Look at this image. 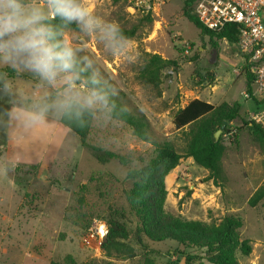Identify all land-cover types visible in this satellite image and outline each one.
Here are the masks:
<instances>
[{
	"label": "rangeland",
	"instance_id": "374dc122",
	"mask_svg": "<svg viewBox=\"0 0 264 264\" xmlns=\"http://www.w3.org/2000/svg\"><path fill=\"white\" fill-rule=\"evenodd\" d=\"M83 2L89 8L93 5L91 10L96 15L119 24L121 29L136 30L135 37L118 55L108 51L96 36L80 30L67 32L64 39L82 50V58L109 74L123 92L122 100L129 108L145 114L157 138L168 137L181 145L173 116L179 107L195 98L213 105L240 106L238 118L227 122L219 138L226 147V185L219 187L207 180L208 173L203 168L205 171L194 167L179 172L168 179L165 210L172 216L216 225L226 216L240 218L244 223L241 239L251 245L259 241L264 246L262 207L249 206V199L264 183V158L254 138V124L249 120V113L260 105L244 94L248 93L245 77L233 73L232 64L239 55L237 47L225 40L200 38L196 27L183 20L182 0H157L149 14L131 12L127 0ZM186 39L195 44V50L188 55L180 49ZM146 53H158L178 62L177 68L163 71L159 88L138 79ZM216 73L218 77L211 81ZM18 82L26 103L55 94L46 86H40L38 91L30 89L31 81ZM17 134L24 137L23 141L17 143L10 136L9 143L10 156L19 152L22 157L20 165L9 174L16 190L8 172H0V214L6 212L12 218L17 211L12 219L0 216V264H19L21 259L22 264H64L67 256L77 264H145L147 260L154 264H200L204 250L189 241L158 243L145 237L135 241L138 216L128 202L132 181L127 173L146 165L155 156V148L136 138L131 128L98 114L87 142L101 149L99 153L83 147L80 138L55 118L35 130H19ZM107 151L125 157L127 162L99 161L96 156L105 158ZM186 173L191 180L184 179ZM113 218L131 232L135 258L105 257L106 237L100 241L96 228L105 224L108 235ZM240 254L239 251L241 264H246L248 257ZM259 255L256 251L253 259ZM259 264H264V256Z\"/></svg>",
	"mask_w": 264,
	"mask_h": 264
},
{
	"label": "trees",
	"instance_id": "16d2710c",
	"mask_svg": "<svg viewBox=\"0 0 264 264\" xmlns=\"http://www.w3.org/2000/svg\"><path fill=\"white\" fill-rule=\"evenodd\" d=\"M196 0H184L183 15L200 31L202 38H216L225 40L230 44H236L239 35V26L228 25L222 32H211L199 21L194 12ZM149 14V13H148ZM59 23V21H53ZM72 30H79L76 25H69L65 34ZM124 34L132 40L136 30L122 29ZM211 41V40H210ZM193 51L195 44L190 42ZM182 51V50H181ZM192 51V52H193ZM183 53V52H182ZM142 66H140L138 79L142 84L159 88L162 82V73L166 69H175L178 62L164 59L160 54L146 53ZM95 72L106 83L118 88L111 80L109 74L97 65ZM218 77V73L211 79ZM247 91L251 93L253 77L247 74ZM124 96L120 90V96L112 97L115 105L109 119L123 123L131 128L133 135L155 148V156L140 169L130 170L127 178L132 181V189L128 195V202L136 210L138 216V228L134 235L135 241L141 242L147 238L151 242L175 241L183 244L187 241L200 247L204 257L200 264H240L237 253L249 256L252 252L250 241L241 239L243 220L234 216H226L219 224H207L199 220H186L168 214L165 205L168 196L166 184L167 176L180 164L181 159L192 158L194 162L208 172L207 180L215 185L224 187L228 182L223 159L226 147L222 142L215 141L214 134L223 121H232L238 118L240 106L223 103L213 105L200 99L191 101L186 107L178 109L173 116L175 133L179 134L181 145L178 146L170 138L163 139L155 136L152 127L143 114L137 108H129L122 100ZM253 99V98H251ZM255 100V99H253ZM95 117L86 116L85 123L81 127L76 122L61 120L63 126L77 135L83 147L94 152L101 149L88 144ZM255 141L264 158V130L254 124L252 128ZM106 157L97 155L101 162L118 160L126 163L127 159L119 154L105 152ZM249 206L262 207L264 218V183L254 192L249 199ZM110 232L103 243V252L107 259L128 260L137 256L134 245L131 244V232L121 222L113 218L110 222ZM143 244V242H142ZM141 246V244H139ZM64 264H77L72 256H67ZM50 264H60L51 262ZM145 264H154L147 260Z\"/></svg>",
	"mask_w": 264,
	"mask_h": 264
},
{
	"label": "clouds",
	"instance_id": "9594fccd",
	"mask_svg": "<svg viewBox=\"0 0 264 264\" xmlns=\"http://www.w3.org/2000/svg\"><path fill=\"white\" fill-rule=\"evenodd\" d=\"M59 23H53V21ZM76 25L113 55L130 43L119 24L96 15L83 0H0V69L31 73L42 86L55 90L25 106L7 71L0 70V130L20 143L24 133L35 130L50 118L68 120L83 126L86 116H110L112 97L120 89L106 84L94 65L80 56L65 39V29ZM0 164L6 174L21 163L19 152Z\"/></svg>",
	"mask_w": 264,
	"mask_h": 264
},
{
	"label": "built area",
	"instance_id": "2783aa9c",
	"mask_svg": "<svg viewBox=\"0 0 264 264\" xmlns=\"http://www.w3.org/2000/svg\"><path fill=\"white\" fill-rule=\"evenodd\" d=\"M156 2L127 0V8L133 13L148 14ZM193 13L211 32H222L230 24L240 27L235 46L244 58L245 69L253 77L251 93L244 94L260 105L259 109L249 113V120L264 130V0H196ZM180 49L184 55L193 51L187 40H183ZM107 233L105 224L97 226L96 235L100 241Z\"/></svg>",
	"mask_w": 264,
	"mask_h": 264
},
{
	"label": "crops",
	"instance_id": "0c3cea01",
	"mask_svg": "<svg viewBox=\"0 0 264 264\" xmlns=\"http://www.w3.org/2000/svg\"><path fill=\"white\" fill-rule=\"evenodd\" d=\"M97 5V7H98V3L96 4ZM183 6H184V2H183V0H182V2H181V4H180V9H181V12H182V15H183ZM93 10L94 9V6L92 5L91 7H90V10ZM184 16V15H183ZM187 20L185 17L183 18V20ZM182 20V21H183ZM188 21V20H187ZM189 22V21H188ZM179 23H181V21L179 22ZM178 23V24H179ZM190 23V22H189ZM193 25V24H192ZM198 30V29H197ZM199 31V30H198ZM199 33H200V31H199ZM200 38H201V36H200ZM186 40H190V39H186ZM190 41H194V40H190ZM189 41V42H190ZM158 54V53H157ZM161 55V54H160ZM164 58V57H163ZM164 59H166V58H164ZM234 63L235 64H232L234 67L232 68V70H233V73L235 74V75H243L244 77H245V80H246V84H247V79H246V77H247V74H248V72H247V70L245 69V62H244V58L242 57V55L239 53V55L237 56V58H236V60L234 61ZM0 70H3V71H7L8 72V74H9V79H11V81L13 82V85H14V88H15V90H16V92H17V94L20 96V88L21 87H19L20 86V83L18 82V81H24V83L25 84H27L28 83V81H31L33 84L31 85V87H30V89H32V90H34V91H38V89H39V87L40 86H42L41 85V83L38 81V79L37 78H35L31 73H27V72H17V71H13L12 69H0ZM247 86V85H246ZM21 97H23V96H21ZM195 99H200V98H195ZM195 99H193V100H195ZM33 100V102H35V101H37L38 99H37V97L35 98V99H32ZM32 100L30 99V100H27V103H25V106H27L28 104H30V103H32ZM192 100V101H193ZM200 100H202V101H205V102H207V103H210L209 101H207V100H203V99H200ZM191 102V101H190ZM189 102V103H190ZM188 103V104H189ZM187 104V105H188ZM187 105H185V106H182V107H179L178 109H180V108H184V107H186ZM177 109V110H178ZM253 112V111H252ZM19 132V130H17V133ZM9 143H10V136L9 135H7V134H5V131H3V130H0V162L2 163V164H9V166H11V162L9 161V156H10V152H9ZM39 161V160H38ZM37 161V162H38ZM29 162H31V163H33V161H29ZM37 162H34V163H37ZM20 165V163L17 165V166H19ZM194 167H197V168H199L200 170H202L201 169V167L200 166H198L195 162H194V160L192 159V158H184V159H181V161H180V164L167 176V179H166V184H167V186H168V179H169V177H172V176H174V175H177L179 172H183V171H185V170H187V169H190V168H194ZM202 171H205V170H202ZM206 173H208L207 171H206ZM10 174V171H8V177L10 178V182H11V184L14 186V190H16V185H15V183L12 181V179H11V176L9 175ZM184 179L187 181L188 179L189 180H191V175H189L188 173H186L185 175H184ZM167 189H168V187H167ZM168 193H169V191H168ZM254 194V193H253ZM20 200H21V197H19V202H20ZM168 203V200L166 201V204ZM18 206H19V204H18ZM17 212V211H16ZM16 212L14 213L15 215H16ZM5 216L6 218H9V219H12V218H14L15 217V215H13L12 216V218H10L7 214H6V212L4 213V214H0V216ZM21 217V216H20ZM263 220H264V218H262ZM23 221L25 222L26 221V216H24V219H23ZM259 242V241H258ZM252 243V252H251V254L249 255V256H247L248 257V261H247V263L246 264H259V261H260V259H261V257L262 256H264V246H262L260 243ZM260 252V255L257 257V259H253V256H254V253L255 252ZM242 254V253H241ZM240 254V255H241ZM237 256H238V253H237ZM244 256V255H243ZM244 257H246V256H244ZM238 259H239V256H238ZM22 260V259H21ZM21 260L19 261V264H22L23 262H21ZM239 262H240V259H239ZM240 264H241V262H240Z\"/></svg>",
	"mask_w": 264,
	"mask_h": 264
},
{
	"label": "water",
	"instance_id": "95a60500",
	"mask_svg": "<svg viewBox=\"0 0 264 264\" xmlns=\"http://www.w3.org/2000/svg\"><path fill=\"white\" fill-rule=\"evenodd\" d=\"M226 125H227V121H223V122H222V126H221V128L218 129V130L216 131V133L214 134V138H215V141H216V142L219 141L220 135L222 134L223 129L226 127Z\"/></svg>",
	"mask_w": 264,
	"mask_h": 264
}]
</instances>
